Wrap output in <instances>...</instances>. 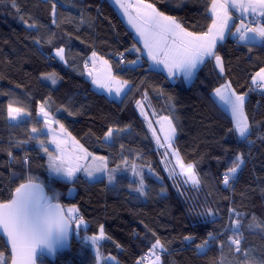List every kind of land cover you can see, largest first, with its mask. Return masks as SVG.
<instances>
[{
  "label": "trees",
  "instance_id": "16d2710c",
  "mask_svg": "<svg viewBox=\"0 0 264 264\" xmlns=\"http://www.w3.org/2000/svg\"><path fill=\"white\" fill-rule=\"evenodd\" d=\"M16 2L23 20L11 0H0V201L9 199V189L32 175L45 186L48 195L58 194L53 202H59L65 210L75 206L85 220L79 230L72 225L73 239L67 252L57 254L53 263L43 259L38 264H98L97 249L87 238L98 235L101 225L107 237L98 242L102 264H137L148 255L157 237L167 249L161 253L160 264H238L245 260L243 250L258 261L264 260V228L248 227L250 223L264 225V140L260 139L264 136V91L254 88L251 82L255 72L264 67V43L251 45L249 51L229 36L217 47L224 76L216 71L213 58L186 86L180 78L170 81L163 73L150 69L144 56L131 50L134 44L140 48L132 32L117 14L105 9L102 0H54L55 16L49 0ZM145 2L175 16L188 31H207L211 23L207 11L210 0ZM24 20L35 22L37 28L26 27ZM36 39L41 44H36ZM59 47L65 48V61L54 57ZM93 51L109 61L114 76L129 81L120 99L108 98L85 77V64ZM138 56L140 63L131 66L129 62ZM51 73L56 74L55 83L53 78L45 79ZM226 81L238 94L248 93L245 111L252 128L247 140L229 131L230 115L212 100L213 90ZM144 93L147 100H142ZM137 100L150 109L152 118L174 115L177 132L172 138L173 147L185 164L194 165L201 181L198 186L169 176L163 168L154 135L137 108ZM45 101L50 117L59 120L68 134L93 155L107 158V177L89 181L78 175L66 182L47 174L40 146L41 140L47 143L46 136L32 135L31 131L44 127L37 111ZM9 103L24 107L28 117L10 124ZM110 126L127 130L105 143L103 136ZM18 142L26 143L17 146ZM9 151L13 160L9 159ZM237 154L245 163L229 188L223 184V176ZM26 157L28 164L23 163ZM133 162L144 178L143 196L133 190L140 179L133 175ZM109 175L113 177L111 183ZM229 208L245 214L241 218L240 253L229 244L231 231L220 235L226 226L230 227ZM207 209L216 215H200ZM209 232L217 240L210 241L203 253L197 252L195 245ZM187 235L195 240L185 241ZM0 252L5 253L9 263L2 239ZM110 257L115 258L114 263L107 260ZM154 259L148 255L143 264Z\"/></svg>",
  "mask_w": 264,
  "mask_h": 264
},
{
  "label": "snow or ice",
  "instance_id": "6c2138e0",
  "mask_svg": "<svg viewBox=\"0 0 264 264\" xmlns=\"http://www.w3.org/2000/svg\"><path fill=\"white\" fill-rule=\"evenodd\" d=\"M51 2V13L56 15L57 4L54 0ZM115 3L122 10L123 15L127 18L128 24L135 30L136 36L139 38V42L143 44V49L133 45L132 51L147 56L148 61L151 62V66H162V70L168 73V77L174 78L182 75L185 80L190 79L198 67L204 64L206 61L215 59L216 67L219 69L221 75L224 74L225 68L221 55L217 53V47L219 42L225 41L229 36L234 38L238 45L249 47L251 51V45L264 43V21L257 20L256 17H264V0H210V7L207 11L211 14V23L207 28V31L196 33L194 31H188L182 25L175 16L167 15L164 12L158 10L152 3H146L145 0H135V3H126L125 0H115ZM12 7L16 10V14L21 16L23 20V14L16 2L11 0ZM135 13L133 15L132 13ZM239 13V17L235 15ZM31 19V18H29ZM239 19V25H236V20ZM247 21V23H246ZM81 22H84L82 18ZM26 27L30 29L37 28L35 22H29L24 20ZM53 23H56L53 20ZM235 27V31H233ZM51 44V40L48 41ZM36 44H41L40 39H36ZM123 56V54H120ZM54 57H58L61 61L66 60L65 48L59 47L54 50ZM90 59L93 61L100 60L104 65H109V61L102 59L93 51ZM121 63L124 60L121 59ZM139 63V56L137 60L130 61L131 66H136ZM87 68V64H85ZM91 75V72H89ZM55 73H51L50 76H46L45 79L53 78L52 82L55 83ZM252 86L264 91V67H261L259 71L251 77ZM92 83L98 88H104L109 93L115 92L116 96H121L122 93L129 88V81L120 80L114 76L111 72V68H108V74L106 80L102 81L93 78ZM115 84V88L113 87ZM248 93L238 94L232 87L231 83L225 82L219 87H216L212 93V100L215 104L222 106L232 118V129L238 138L247 140L251 133L252 125L249 121L245 111L246 96ZM142 100H147V93L143 94ZM47 101L43 102L39 106L38 117L44 118L45 125H49L48 132L52 133L53 129L50 126V113L46 110L45 105ZM137 108L141 111V115L147 119V114L143 111L144 104L141 100L136 101ZM72 114V113H70ZM29 115V112L22 106H14L13 103H9L8 106V118L10 121H17L22 116ZM174 115L172 118L169 116H162L157 121L160 123L162 130L165 128V141L168 148L172 150V155L177 159V165L181 169V174L187 177L186 183L190 182L193 185L198 186L201 181L197 175L194 165L192 163L185 164L180 158V154L173 147L172 138L176 135L177 128L174 124ZM52 123L58 124L60 132L67 136V139L57 138L55 135L49 140V143L56 146V152L59 155H54L49 149L44 146L43 141H40L42 150L48 155V170L50 175L56 178H62L66 181H74L76 174L83 171L87 178L93 179L96 172H108L107 158L104 156H95L91 152L87 151L74 137L67 133L65 126L59 122V120H51ZM149 130L153 131V135L156 138L158 146H163L156 136L151 126V121L148 122ZM126 128L108 127L104 133L103 141L105 143L114 141L116 134L124 132ZM33 134H38L40 129L32 128ZM33 137H29L32 139ZM264 140V136L260 137ZM68 141H71L73 153L70 154L68 149L63 145H66ZM21 143L18 142L17 146ZM123 148V145H121ZM167 155V152L165 153ZM10 160L14 159V155L11 151L8 152ZM91 157L92 161H99L100 163L93 167L91 164H81L79 161ZM24 164H28L27 157L23 161ZM125 164H128V160H124ZM245 159L242 155L237 154L232 161V166L229 167L224 176L223 184L226 187H232L233 182L237 179L238 172L244 165ZM133 175L140 177L139 183L133 188L141 196L145 195V183L142 173L137 170V165L133 162L131 164ZM112 172L116 169H112ZM151 171V169H149ZM174 174V173H173ZM15 176V172L12 173ZM113 177L109 175V183H111ZM10 198L6 201H0V234L7 238V245L11 247V264H35V257L37 253L55 254L58 249H63L68 246L70 239L71 226L75 224L76 229L79 230L82 225L85 224V220L78 214V209L75 206L68 207L66 210L59 202H53L58 200V194L53 193L51 196L45 191V186L38 182V179L32 175H27L21 183L14 189H9ZM230 227L226 226L220 235L225 232L231 231L232 235L228 237L229 244L235 245L234 251L237 253L242 252L241 248V218L245 215L237 212L235 208H229ZM200 215L214 216L216 213L212 209H207L206 212L200 213ZM256 218L253 217V221ZM248 227H262L264 225L250 223ZM155 236V233H153ZM91 246L97 249V259L99 260V241L107 239L103 225L100 226L99 234L93 235L87 238ZM185 241L192 242L195 240L194 236L187 235L184 237ZM217 240V236L212 232L207 234V238L201 243L195 245L197 252L203 253L210 241ZM221 246L223 242L220 241ZM119 248L120 245L117 244ZM167 251L165 245L157 237L155 242L152 243L149 249V256H154L155 259L152 264H160L161 253ZM245 260L238 262V264H264V260H259L256 257L250 255L247 250H243ZM5 253L0 252V261L2 264H8V261L4 259ZM110 259L115 260L114 257ZM141 258L137 261V264H143ZM118 264V261L116 262ZM223 264V261H221Z\"/></svg>",
  "mask_w": 264,
  "mask_h": 264
},
{
  "label": "rangeland",
  "instance_id": "374dc122",
  "mask_svg": "<svg viewBox=\"0 0 264 264\" xmlns=\"http://www.w3.org/2000/svg\"><path fill=\"white\" fill-rule=\"evenodd\" d=\"M58 60H60L58 57H56ZM103 59V58H102ZM89 62H91V66L90 67H87L86 70H85V77L89 80L90 79V82L92 83V80L93 78H96V79H99V80H106L107 78V74H108V68L110 67L111 68V65L109 63V65H104L100 60H95L93 61L92 59L89 60ZM90 68V69H89ZM89 72H91V75H89ZM112 72V71H111ZM93 84V83H92ZM93 86L96 88L97 86L93 84ZM98 88V87H97ZM139 110V109H138ZM140 111V110H139ZM143 111L147 114V119L145 118V116H143L146 120V124L147 126L149 127L148 125V122L151 121V126H152V129L154 130L156 136L159 137V140L161 142V144L163 146H158L157 145V142H156V138L154 137L155 139V143H156V146H157V149L159 150L160 152V155H161V164L163 166V168L166 170V172L168 173L169 176L171 177H179L183 180H187V177L185 175H182L181 174V169L180 167L177 165V159L172 155V150H170L168 148V145L166 143H164L165 141V132L167 131L166 129V126L165 128L162 130V127L161 125L163 124V121H161L160 123H158L157 121L159 119L151 116V113H150V109L146 110L145 109V106L143 108ZM39 112V108H38V111H37V114ZM141 113V111H140ZM8 115V114H7ZM28 116H22L20 119H18L17 121H10L9 118H8V122L12 125L14 124H17L21 121H23L24 119H26ZM37 118L41 121L44 120V118L42 116H39L37 115ZM51 120H53L51 118ZM50 120V126L52 127L53 129V132L52 133H49L48 132V127L49 125H45L44 124V127L42 128V130L38 133V134H33L32 135H39V134H43L46 136V139H47V143H45L44 146H46L50 152H52L54 155H59L58 152H56V146L54 144H51L49 143V140L52 138L53 135H55V137L57 138H63V139H67V136H64L61 132H60V129H59V125L58 124H55V123H52ZM44 123V122H43ZM153 133V131H152ZM41 146V145H40ZM64 147H66L68 149V152L70 154H79L82 156V153H73V148L74 146L72 145L71 141H68V143L66 145H63ZM167 152V155H165V153ZM42 155L44 156L45 158V161H46V170H47V174L50 176V177H54L53 175H50L49 173V170H48V155L47 153H45L44 151H42ZM81 164H91L93 165V167H95L96 165H98L100 162L99 161H92L91 160V157L87 158V160H80L79 161ZM174 173V174H173ZM78 175H83L84 177L87 178V176L84 174L83 171L79 172L76 174V177ZM107 172H96L94 174V177L93 179H88L89 181H96V180H99L101 178H104V177H107ZM56 178V177H54ZM57 179H60V180H63V181H66L62 178H57ZM66 182H71V181H66ZM96 255V254H95ZM108 261L114 263V261L110 258L107 259ZM153 261V260H152ZM152 261L149 262V264H152ZM97 262L98 264H102V259L99 258V260L97 259Z\"/></svg>",
  "mask_w": 264,
  "mask_h": 264
},
{
  "label": "crops",
  "instance_id": "0c3cea01",
  "mask_svg": "<svg viewBox=\"0 0 264 264\" xmlns=\"http://www.w3.org/2000/svg\"><path fill=\"white\" fill-rule=\"evenodd\" d=\"M125 2H126V3H135V0H125ZM102 4H103V6L105 7L106 10H110L111 12L117 14V15L120 17V19L122 20V22L124 23V25H125V26H126L131 32H132L133 37H134L135 41L137 42V44L140 46L141 49H143V44L139 42V38L136 36V34H135V30L132 29V27L128 24V22H127V18L123 15L122 10H121V9L119 8V6L115 3V0H102ZM209 7H210V6H209ZM208 13H209V12H208ZM132 14L135 15L134 12H133ZM209 15L211 16L210 13H209ZM235 15H236L237 17H239L240 14H239V13H235ZM256 19H257V20H262L263 17H256ZM246 23H247V21H246ZM236 25H237V26L239 25V19L236 20ZM232 30L235 31V27H233ZM230 37H231V36H230ZM231 38H232V37H231ZM233 39H234V38H233ZM219 43H220V42H219ZM260 44H263V43H260ZM255 45H259V44H255ZM143 56H144V58L147 60L148 67H149L150 69L163 73V74H164V75H165L170 81H173L175 78H180V79L182 80V82H183L186 86H189V85L192 83V81H193V79H194V76H195V73H196L197 70L203 65V64L200 65V66L198 67V69L195 71V73L193 74V76H192L190 79H188V80H185L184 77H183L182 75L170 79V78L168 77V73H167L166 71L162 70V66H159V67H153V66H151V62L148 61L146 54L143 55ZM90 57H91V54H90V56H89V58H88V64H87V67H90V66H91V62H89V60H91ZM139 63H140V62H139ZM139 63H138V64H139ZM138 64H137V65H138ZM89 69H90V68H89ZM89 81H90V79H89ZM115 86H116V85L113 84V87H114V88H115ZM96 89L99 90V91H100L101 93H103L104 95H106L108 98H110V99H114V100H118V99H120V98H121V97L127 92V90H128V89H126V91H125L124 93H122L121 96L117 97L114 91H113L112 93H109V92L106 91L104 88H97V87H96ZM221 107H222V106H221ZM222 108H223V107H222ZM223 109H224V108H223ZM224 110H225V109H224ZM225 111H226V110H225ZM226 112H227V111H226ZM227 113H228V112H227ZM228 114L230 115V113H228ZM230 117H231V115H230ZM231 119H232V118H231Z\"/></svg>",
  "mask_w": 264,
  "mask_h": 264
},
{
  "label": "water",
  "instance_id": "95a60500",
  "mask_svg": "<svg viewBox=\"0 0 264 264\" xmlns=\"http://www.w3.org/2000/svg\"><path fill=\"white\" fill-rule=\"evenodd\" d=\"M214 66H215L216 71L219 73V75L220 76H224V74L221 75L219 69L216 67L215 59H214ZM45 191H46V189H45ZM0 239L3 240L4 246L6 247V249L8 251V255H9V263L8 264H11V260H10V258H11V247H10V245H7V242H6L7 238L4 237L2 234H0ZM72 239H73V226H71L70 239H69V242H68V246L63 248V249H58L55 254H47L46 252L45 253H37V256L35 257V264H38V262L43 260V259L47 260L50 263H53L55 261V258L57 256V254H60L62 252H67L68 251Z\"/></svg>",
  "mask_w": 264,
  "mask_h": 264
},
{
  "label": "built area",
  "instance_id": "2783aa9c",
  "mask_svg": "<svg viewBox=\"0 0 264 264\" xmlns=\"http://www.w3.org/2000/svg\"><path fill=\"white\" fill-rule=\"evenodd\" d=\"M121 59H122V57H120V61H121ZM147 256H148V255H147V254H145L144 258H145V259H147Z\"/></svg>",
  "mask_w": 264,
  "mask_h": 264
}]
</instances>
